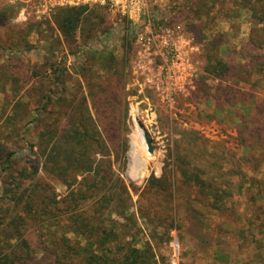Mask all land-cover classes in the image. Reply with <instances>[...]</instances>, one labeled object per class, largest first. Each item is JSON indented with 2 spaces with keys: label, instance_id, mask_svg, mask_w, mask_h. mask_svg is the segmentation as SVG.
Returning <instances> with one entry per match:
<instances>
[{
  "label": "rangeland",
  "instance_id": "rangeland-1",
  "mask_svg": "<svg viewBox=\"0 0 264 264\" xmlns=\"http://www.w3.org/2000/svg\"><path fill=\"white\" fill-rule=\"evenodd\" d=\"M152 9L165 15L169 26L192 34L200 46L196 95L179 100L171 111L154 92L138 93L132 86L131 39L113 38L110 51L88 48L111 37L112 23L100 8H87L72 33L64 35L55 23L57 10L49 19L35 20L29 0H0V217L7 222L13 214L3 181L18 195H26L34 182L57 201L67 194L53 174L47 175L41 150L62 142L67 132L78 128L73 116H81L89 133H99L101 148L94 157L105 155L100 169L102 175H111L113 208L120 206L118 221L128 226L126 217L138 219V229L132 225L126 231V243H149L157 264H264L254 244L243 243L236 233L247 222L242 214H253L256 205L247 202L248 194L236 200L235 173L236 160L244 158L246 150L240 144L247 145L246 155L253 160L245 171L264 181V80L250 73L251 83L259 85L249 86L240 79L233 83L206 78L203 71L207 52L230 67L264 66V0H152ZM139 124L153 146L151 155L145 151L140 170L130 155L132 144L145 146L137 133ZM189 130L204 140L203 159L222 153L221 161H213L231 184L228 191L233 196L221 212L208 208L206 201L204 206L193 202L204 196L196 186L183 183L173 166L174 156L188 154ZM201 153L191 160H201ZM6 158L11 162L7 174ZM163 173L170 181L169 191H146L147 179ZM122 188L128 191L124 203L117 197ZM261 205L264 209V202ZM23 237L31 261L52 264L43 259L48 256L29 219Z\"/></svg>",
  "mask_w": 264,
  "mask_h": 264
},
{
  "label": "trees",
  "instance_id": "trees-1",
  "mask_svg": "<svg viewBox=\"0 0 264 264\" xmlns=\"http://www.w3.org/2000/svg\"><path fill=\"white\" fill-rule=\"evenodd\" d=\"M86 9V7L57 9L55 23L62 34L72 33ZM185 35L192 37L197 43L192 34ZM96 49L100 48L97 46ZM204 60L203 71L206 78L220 80L224 78L232 80L233 83L240 79L249 86H258V82L253 84L249 79L250 73H253L261 76V81L264 80L262 65L252 64L248 68L236 63L230 67L216 58L212 52H207ZM234 68L236 72H233ZM226 89H221V92ZM195 95L196 91L191 98ZM237 118L241 119L239 116ZM91 120L88 116V121ZM72 123L78 128H72L67 132L62 142L56 141L50 148L46 145L41 150L47 175L53 174L54 178L56 177L67 188V194L62 200H55V196L46 193L36 182L31 184L30 189H25L28 191L26 195L23 191L18 195L6 188L3 181L4 196H11L13 214L11 213L12 216L7 222L0 217V264H36L31 261V249L23 237L27 219L36 224L43 251L48 256L43 259L51 261L52 264H157L149 243L142 242L137 246L135 241L125 242L126 231L128 229L130 231L132 225L136 227L138 219L135 215L126 217L128 226L118 221L120 206L113 208L116 194L109 184L111 175L104 171L102 175L100 169L105 155H100V159L94 157L100 147L99 133H89L81 116L80 118L73 116ZM186 135L185 143L190 148L188 154L174 156V162H177L173 163V166L183 183L196 186L200 195L204 196L201 197L205 200L197 199L193 202H201L204 206L206 201L208 208L221 212L229 198L233 196L228 191L231 184L224 179V174L217 171L218 162L213 161L214 159L221 161L222 153L214 155L213 159L210 157L203 159L205 150L201 146L204 140L196 131L189 130ZM240 145L246 149V155L249 147ZM200 151L201 160H191L194 154ZM245 155L244 158L236 160V200L248 194L247 202L256 206L253 214H249V211L242 214L247 222L242 230L236 229V233L243 243L254 244L260 251V260L264 262V209L261 205L264 202V181L254 176L248 177L245 167L253 158ZM4 163V170H8L7 174L11 168L9 158H6ZM230 173L234 174L233 171ZM165 176V173L159 178L151 175L145 183L146 191L153 193L156 187L163 193L169 191L170 181ZM117 197L124 203L128 191L122 188ZM23 201L24 204L21 205ZM59 204H62V208H58ZM115 215L116 217H112ZM255 231L257 235H261V239L257 240L254 237ZM247 234H250V240Z\"/></svg>",
  "mask_w": 264,
  "mask_h": 264
},
{
  "label": "built area",
  "instance_id": "built-area-1",
  "mask_svg": "<svg viewBox=\"0 0 264 264\" xmlns=\"http://www.w3.org/2000/svg\"><path fill=\"white\" fill-rule=\"evenodd\" d=\"M29 5L35 20L49 19L61 8H100L112 23L111 37L88 48L110 51L115 47L113 38L131 39L129 77L138 93L154 92L171 111L196 91L200 46L179 27L169 26L168 18L152 9V0H29Z\"/></svg>",
  "mask_w": 264,
  "mask_h": 264
},
{
  "label": "bare ground",
  "instance_id": "bare-ground-1",
  "mask_svg": "<svg viewBox=\"0 0 264 264\" xmlns=\"http://www.w3.org/2000/svg\"><path fill=\"white\" fill-rule=\"evenodd\" d=\"M132 117H133L132 118L133 122L136 123L137 121L135 119V115H133ZM139 125L141 128H139V127H138L139 129L136 128L137 133L139 134L140 137L142 135V138H143L144 133H147V131H146V128L142 124H139ZM135 127H137V125H135ZM143 142H144V138H143ZM144 144H145V142H144ZM145 151H147L146 150V144H145V146H143V148L137 147L136 143L131 145L130 155H131L132 161H134L135 167L138 168L139 170L144 166ZM149 155H151V154H149Z\"/></svg>",
  "mask_w": 264,
  "mask_h": 264
},
{
  "label": "water",
  "instance_id": "water-1",
  "mask_svg": "<svg viewBox=\"0 0 264 264\" xmlns=\"http://www.w3.org/2000/svg\"><path fill=\"white\" fill-rule=\"evenodd\" d=\"M144 142L146 144V150L148 153L152 154L153 153V146H152V142L151 139L148 136V133H144Z\"/></svg>",
  "mask_w": 264,
  "mask_h": 264
}]
</instances>
